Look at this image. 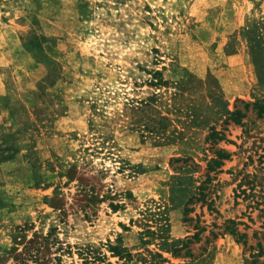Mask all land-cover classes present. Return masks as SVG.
I'll return each instance as SVG.
<instances>
[{
  "label": "rangeland",
  "instance_id": "rangeland-1",
  "mask_svg": "<svg viewBox=\"0 0 264 264\" xmlns=\"http://www.w3.org/2000/svg\"><path fill=\"white\" fill-rule=\"evenodd\" d=\"M260 74L264 0H0V264H264Z\"/></svg>",
  "mask_w": 264,
  "mask_h": 264
},
{
  "label": "trees",
  "instance_id": "trees-1",
  "mask_svg": "<svg viewBox=\"0 0 264 264\" xmlns=\"http://www.w3.org/2000/svg\"><path fill=\"white\" fill-rule=\"evenodd\" d=\"M256 67H257V65H256ZM256 77H257L258 79H259V78L262 79V77H264V75H261V74H260V75H257ZM234 120L237 121L238 119H234ZM213 162L218 163V160H217V159H213ZM111 250H112V252H114L115 254H117V253L115 252V250H117L116 247H112Z\"/></svg>",
  "mask_w": 264,
  "mask_h": 264
}]
</instances>
